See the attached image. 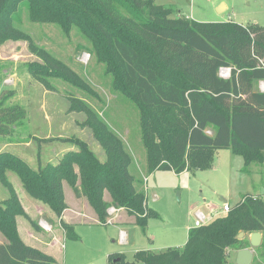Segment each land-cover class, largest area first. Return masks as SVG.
<instances>
[{"label":"trees","instance_id":"16d2710c","mask_svg":"<svg viewBox=\"0 0 264 264\" xmlns=\"http://www.w3.org/2000/svg\"><path fill=\"white\" fill-rule=\"evenodd\" d=\"M20 11L33 23L54 24L66 34L74 28L81 32L84 48L105 63L114 91L139 111L148 173L208 170L216 151L226 148L244 158L245 171L264 163V91L257 87L264 80V26L173 17L172 8L156 0H0V44L27 39L43 59L29 63L34 77L71 81L89 96L94 94L82 77L17 25ZM222 68L231 69L229 78L220 75ZM13 96V90L0 93V135L11 134L27 116L24 106L7 103ZM87 105L83 109L105 151L104 161L85 140L65 137L60 140L75 143L78 150L67 151L58 164L37 169L11 152H0V178L11 189L5 172L15 171L28 193L54 210L68 237L75 235L62 217L64 180L76 197L89 200L101 223H107L113 206L124 209L145 230L149 218L158 214L148 207L139 186L143 179L137 184L131 171L133 155L104 114ZM11 191L12 196L0 202V231L7 238L0 243V264H62L21 238L18 215L37 230L40 225ZM256 231L263 234L264 245V196L247 194L230 211L190 228L184 247L138 250L132 261L123 253H112L109 264H226L231 249L249 246L238 235Z\"/></svg>","mask_w":264,"mask_h":264},{"label":"rangeland","instance_id":"374dc122","mask_svg":"<svg viewBox=\"0 0 264 264\" xmlns=\"http://www.w3.org/2000/svg\"><path fill=\"white\" fill-rule=\"evenodd\" d=\"M220 1L156 0L158 4L171 7L173 17L187 16L198 21H212L218 16V7L228 2L230 7L225 14L229 15L234 10V19L241 23L248 24L254 20L255 23L264 25V0ZM17 20V25L29 32L40 48L49 50L65 62L77 76L82 77L84 86L89 85L87 90L94 95L89 96L84 87L82 90L71 81L69 83L60 78L37 79L29 71V63H43V59L31 50L29 41L5 40L0 44V93L3 90H13L14 96L7 103L24 106L27 116L14 126L11 134L0 135V152H11L26 161L31 168L37 169L50 163L58 164L67 151L78 150L75 143L62 141L60 138L78 137L88 142L91 149L104 161L105 151L88 123L89 114L83 109L84 105L88 104L99 114H104L109 125L125 141L134 159L130 166L131 171L137 184L140 177L143 179L139 186L145 192L148 207L158 214V217L149 218L144 230L133 218L119 222L122 216L128 220L127 213L122 208L112 206L108 209L110 215L104 224L100 222L99 215L89 200L82 195L80 198H85L90 209L96 214V221L88 216H79L73 220V224L67 223L73 226L72 235L75 237L65 234L61 250L57 253L60 263L109 264L108 257L112 253H123L127 260L132 261L135 260L138 250L161 252L168 247L182 248L187 242L189 229L194 227L198 210L214 217L225 213L222 211L224 204L228 203L232 208L247 194L264 196V163H254L245 171L244 158L228 148L216 151L217 164L208 170L184 171L178 174L173 170L157 169L148 173L139 111L122 93L114 91L112 77L105 72V63L99 62L84 48L86 41L81 32L74 28L70 34H66L57 25L33 23L25 11H20ZM226 72L223 71L222 76L228 78L229 74ZM259 84L258 82L257 87ZM208 131L212 132L211 129ZM50 137L57 139L43 141ZM5 174L11 189L19 200L24 196L28 206L25 197H34L25 189L19 175L13 170H6ZM63 187L69 204L77 208L76 203L72 201L76 198L73 188L65 180ZM11 189L0 178V202L12 196ZM104 198L111 200L107 191ZM37 200L56 215L48 204ZM21 205L23 207L22 203ZM112 208L116 210L111 211ZM84 209L86 210L85 205ZM31 212L34 220L40 225L38 230L25 216H17L20 217L22 237L29 243L42 244L38 240L32 242V236L39 237L40 231L47 235L44 241H49L50 234L52 236L56 229L62 230L57 215L59 220L55 222L50 217L38 215L32 209ZM249 236L247 233L242 239L248 242ZM6 240V236L0 231V242ZM237 250H230L226 264H237ZM254 250L255 257L251 264H264V245L261 243Z\"/></svg>","mask_w":264,"mask_h":264},{"label":"crops","instance_id":"0c3cea01","mask_svg":"<svg viewBox=\"0 0 264 264\" xmlns=\"http://www.w3.org/2000/svg\"><path fill=\"white\" fill-rule=\"evenodd\" d=\"M223 1V0H221ZM220 1V2H221ZM227 2V1H226ZM224 4V3H223ZM225 7H223L222 10H219V7H218V10H216V13H218V16H216L215 19H213L212 21L214 22H222V21H232V22H237V23H240V24H243V25H249L251 23H248V24H244V23H241L240 21L234 19V13L235 11L232 10L233 13H230L229 15L228 14H225L229 7H230V4L227 2L226 4H224ZM233 9V7H232ZM221 15V16H220ZM223 15H226L223 16ZM187 17V16H186ZM190 18V17H188ZM193 19V18H191ZM249 22H252V23H255V21L251 20ZM264 26V25H262ZM259 89L261 91H264V87H261L262 83H264V80H260L259 81ZM218 160V159H217ZM217 160L215 158V162L213 164V167L217 164ZM65 188V187H64ZM24 191V189H23ZM25 192V191H24ZM64 192H65V189H64ZM17 193L20 194V191L17 189ZM24 196L21 197L22 201L21 203L23 204V207L25 209V211L27 212V214L30 215V217L32 219H34L35 217H33L32 215V212H31V209L32 211H36V213L38 215H45L46 218L50 217L51 220L57 222L59 219L56 217V215L53 213V212H49V208H46L43 204H41V202H39L37 199H34V198H30L29 196H26L25 199L27 200L28 202V206H26L25 204V201H24ZM20 199V200H21ZM65 199H66V203H67V208L65 209L64 213H63V219L65 220V222L69 223V224H73L74 223V219L75 218H78L79 216H82L83 218L85 217H91L92 219H95L96 221V214L93 212L92 209H90L89 207V204L87 201H85V198H78L76 197L75 199H73L72 201H74L77 205V208L74 207V205H70L69 202H68V199L65 195ZM84 205L86 207V210L84 209ZM89 207V208H88ZM34 209V210H33ZM75 212H77V214H75ZM45 213V214H44ZM127 217H128V220L125 216H122L121 217V220L119 222H126V221H130L131 220V216L127 214ZM20 218V217H19ZM19 218H17V223H18V231H19V234L21 236V238L29 245H32V246H35V247H38L39 249L43 250L44 252L52 255L58 262H60L59 260V257H58V254L59 251L61 250L60 246L63 245V240L65 238V231L62 230L59 228L55 230V232L53 233V235L51 236V234L48 236L50 237V240L49 241H44V237H47V235H43L42 232L40 231L39 233L41 234L39 237L34 235L32 236V242L33 240H38L40 241L42 244L40 243H29V241H26L23 237H22V234H21V231H20V227H19ZM46 222V221H45ZM60 223V222H59ZM44 228V227H43ZM44 230V229H42ZM64 231V232H63ZM38 232V231H36ZM125 232V231H124ZM32 234V232H30ZM33 235V234H32ZM246 235V234H245ZM43 236V237H42ZM262 241H263V234H262ZM4 242V241H3ZM2 243V242H0ZM250 246V245H249ZM255 252V251H254ZM236 254H237V251H236ZM255 257V256H254Z\"/></svg>","mask_w":264,"mask_h":264},{"label":"water","instance_id":"95a60500","mask_svg":"<svg viewBox=\"0 0 264 264\" xmlns=\"http://www.w3.org/2000/svg\"><path fill=\"white\" fill-rule=\"evenodd\" d=\"M223 7H225V5L222 4L219 7V10H222ZM244 236H245V232H241L238 235V238L242 239L244 238ZM249 243H250V246L237 250V254H236L237 264H251L252 263V261L254 260V256H255L254 248L260 246V244L262 243V233L258 231L252 232L249 236Z\"/></svg>","mask_w":264,"mask_h":264},{"label":"built area","instance_id":"2783aa9c","mask_svg":"<svg viewBox=\"0 0 264 264\" xmlns=\"http://www.w3.org/2000/svg\"><path fill=\"white\" fill-rule=\"evenodd\" d=\"M225 70L227 71L226 73L229 74V76H228V78H229L231 75V69L230 68H222L220 70V75L222 76V72ZM224 78H227V77H224ZM261 87H264V83H262ZM230 209H231V206L228 203H226V204H224L222 211L226 213V212L230 211ZM114 210H116V209H114V208L111 209V211H114ZM212 219H213V216L207 215L203 211L198 210L195 214L194 227L202 226V225L210 222Z\"/></svg>","mask_w":264,"mask_h":264},{"label":"bare ground","instance_id":"6f19581e","mask_svg":"<svg viewBox=\"0 0 264 264\" xmlns=\"http://www.w3.org/2000/svg\"><path fill=\"white\" fill-rule=\"evenodd\" d=\"M44 222V221H43Z\"/></svg>","mask_w":264,"mask_h":264}]
</instances>
